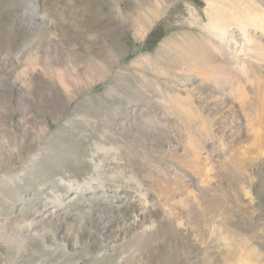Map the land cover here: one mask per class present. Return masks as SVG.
Instances as JSON below:
<instances>
[{"label": "rangeland", "instance_id": "374dc122", "mask_svg": "<svg viewBox=\"0 0 264 264\" xmlns=\"http://www.w3.org/2000/svg\"><path fill=\"white\" fill-rule=\"evenodd\" d=\"M73 1L41 0L55 6L46 23L33 0H0V264H247L249 254L264 264V128L261 142L246 137L248 112L264 121V32L253 16L264 0L126 10L111 0L110 26L79 41ZM210 19L228 29L206 28ZM237 87L254 102L241 103ZM183 99L199 101L221 144L207 143L200 165L185 146L183 120L196 113ZM138 183L157 235L136 244L129 228L125 250L100 262L141 206Z\"/></svg>", "mask_w": 264, "mask_h": 264}, {"label": "bare ground", "instance_id": "6f19581e", "mask_svg": "<svg viewBox=\"0 0 264 264\" xmlns=\"http://www.w3.org/2000/svg\"><path fill=\"white\" fill-rule=\"evenodd\" d=\"M63 1L64 0H60V2H63ZM157 1H159V0H156V2ZM236 1H238V0H236ZM103 2L106 4V8H107V10H105V12H103L102 10H101L102 12L100 11V7H99L100 2L98 0H74L73 1L71 8L76 9V7L79 3L80 6H82L80 8V12L85 11L84 19L82 18L81 20H79L78 17H76L79 14H81L80 12L77 13L76 10L72 11L70 13V16H71L72 20L75 21V19H76V22L78 23V25H80V26L83 25V28H85L87 30V31L82 30L81 32H79L77 34V36H76L77 41L83 39L84 36H86L88 32L92 31L91 30L92 28L94 29L96 27H99V28L106 29L110 26L111 22L109 20L108 14L110 11H112L114 4L111 3V0H103ZM114 3H115V5H118L119 7H121L123 10L129 9L128 8L129 6L135 8L136 6H138L140 4L139 0H137V1L136 0H115ZM40 4H41V0H33V2H32V5L35 6V8L39 9V7H40V11H39L40 14L38 15V17L40 19H42V21L49 23L50 21H52L54 19L55 15L53 13V8L55 6L51 7V6L43 5L41 7ZM154 5L157 8L158 13H159V11L161 10V5H159V4H154ZM72 13H74V14H72ZM253 16L255 17V19H259V28L264 32V13L262 11H256L255 13H253ZM251 17H252V15H251ZM230 22H232V20ZM243 25L238 24L240 30L242 32L246 33L244 30L245 27ZM224 27H226V29H228L227 24H225V23L223 24L222 22L218 21L217 19H212L210 21V23L206 26V28H210L211 30L217 31V33L222 31L224 29ZM39 34L44 36L46 34V31L45 32L39 31ZM247 40H250V39L247 37ZM259 49L261 50V47ZM77 50L81 51V48L79 47ZM260 53H261V55L262 54L264 55V53L262 51ZM260 53H259V55H260ZM263 60H264V56H263ZM61 61H64V60L61 59ZM55 63H56V61H55ZM195 67L197 69L199 68L198 66H195ZM208 87H210V86H208ZM236 90H238V93L240 92L239 94L241 95V101H240L241 103L254 102L251 98H248V95L245 92L244 88L237 87ZM182 102H185V103L186 102H193L192 105H190V107H192V110H194L193 112L196 114L193 116V118H191L192 117L191 114H186L185 119L183 120L184 124L186 125V127L188 129L187 130L188 135H187V139L185 141V146H186L187 151L191 152L192 163L194 165H200V163L203 159L205 161H207L206 160L207 158L204 157L205 155L203 156V154L208 151L206 148V144L210 142L214 147H216L217 145H218V147H220L221 144L215 142L216 135L214 134V130L212 129V126H210L204 120V117L202 115L204 108L198 105L199 101L196 99H194V100L183 99ZM249 106H252V104L247 103L243 106V108H247ZM251 115H252V113L248 112V114H247L248 133H247L246 137L248 140L253 139L255 142L256 141L261 142V139H262L261 133H262V130L264 128V121L263 122L256 121V120H254L255 118H253V116H251ZM255 142L253 144H255ZM68 186H69V188L75 187V189H77V190L80 189L79 188L80 185L77 182H71V183H69ZM85 186H87L88 188L91 187V182L90 181L85 182ZM100 186L101 185L98 184V189L100 190L99 193L102 192V196L107 202L108 201L112 202V200H114V199L121 202V199H119V196L117 195L118 194L117 189L114 190L113 192H111L110 194H108V196H107L104 194L103 189H101ZM141 187H142V184L138 183L139 189L134 192L135 197L138 198L137 201L140 203L142 201L141 206L138 207V209H134L132 211V213H131L132 222L130 224H128L127 222H125V223L123 222L120 226H118L116 228V230L114 231L115 235L114 236L111 235L112 236L111 240L105 245V248H103V250H101V252L97 255L98 260L102 259L100 262H102L107 257L114 256L117 253L121 252L122 250H125L126 232L129 230V228L137 227L139 229L137 236L135 237L136 244H141V242H145L147 239L154 238L157 235V231L161 226L160 221L157 222V221L153 220L152 217H150L148 215V213H147L148 203L146 201L147 194L145 191H142ZM108 228H110V226H105V228H104V232L106 233V235L108 232ZM62 251H63L62 260L66 261V257L68 256L67 251H66V247H63ZM230 254H231L230 251H228V256ZM246 259L248 260L247 264H262L261 261L263 258L262 257L256 258L254 260L252 255L249 254ZM62 260H61V262H62ZM71 264H78V262H74Z\"/></svg>", "mask_w": 264, "mask_h": 264}, {"label": "trees", "instance_id": "16d2710c", "mask_svg": "<svg viewBox=\"0 0 264 264\" xmlns=\"http://www.w3.org/2000/svg\"><path fill=\"white\" fill-rule=\"evenodd\" d=\"M159 31L158 30H155V31H153L150 35H149V39H150V42H153L152 44L153 45H156V43L158 42L157 40H160L162 37H159V38H157L156 39V34L158 33ZM155 40H156V42H155Z\"/></svg>", "mask_w": 264, "mask_h": 264}]
</instances>
